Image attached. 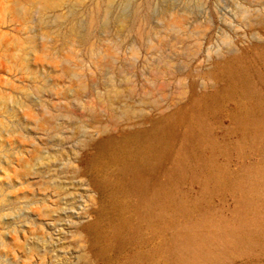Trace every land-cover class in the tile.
Returning a JSON list of instances; mask_svg holds the SVG:
<instances>
[{
    "label": "rangeland",
    "instance_id": "rangeland-1",
    "mask_svg": "<svg viewBox=\"0 0 264 264\" xmlns=\"http://www.w3.org/2000/svg\"><path fill=\"white\" fill-rule=\"evenodd\" d=\"M61 10L92 23L86 49H34L31 73L0 53L17 88L0 105V264H264V0Z\"/></svg>",
    "mask_w": 264,
    "mask_h": 264
},
{
    "label": "bare ground",
    "instance_id": "bare-ground-1",
    "mask_svg": "<svg viewBox=\"0 0 264 264\" xmlns=\"http://www.w3.org/2000/svg\"><path fill=\"white\" fill-rule=\"evenodd\" d=\"M71 0H0V17L8 16L13 20H16V30L14 29V32L16 33V40H10V34L8 32L2 31V25L3 22L0 21V53L3 54H10L11 49H18L23 57L19 58V69L21 71H25L27 73H31V71H36L35 64L32 63L31 60H29L28 55L30 52L34 49H39L43 51V49H68V48H75V49H86L88 43V37L89 32L92 30V23L85 22L84 24H78L77 22L74 23L72 18H67V15H65L64 18H62L59 14L61 9L70 3ZM78 2V1H77ZM95 7L100 6V3L95 2ZM67 9V7H66ZM70 9V8H69ZM93 10V9H92ZM105 12H107V9H105ZM175 12V11H174ZM59 13V14H57ZM170 13V12H169ZM69 14V13H68ZM106 14V13H105ZM37 15V17H35ZM48 15H52L50 18ZM70 16V15H69ZM182 16V15H181ZM49 20H45L47 18ZM172 17V16H171ZM7 18V17H6ZM126 22L132 21L131 18H124ZM182 19V18H181ZM170 20V19H169ZM121 21V20H120ZM130 25V24H129ZM169 27H176L177 24L173 21H170L167 23ZM170 28V29H171ZM168 29V28H167ZM173 29V28H172ZM138 30V29H137ZM139 32V31H138ZM48 35H53L55 37L53 43L49 45V48L46 46V43H49L47 40ZM13 38V37H12ZM143 39V38H142ZM108 40V39H107ZM109 41V40H108ZM157 41V40H156ZM160 41V40H159ZM92 43V42H91ZM101 45V44H100ZM105 46V45H104ZM103 46V47H104ZM108 46V45H107ZM109 47V46H108ZM105 48V47H104ZM88 49H96L93 44H90L88 46ZM111 50V48H109ZM17 50V51H18ZM45 50V51H46ZM108 51V50H107ZM228 51V50H227ZM90 52V51H89ZM96 53V51H94ZM106 52V51H105ZM222 53V51H220ZM224 52V51H223ZM229 52V51H228ZM33 53H36L35 51ZM56 53V52H55ZM93 53V52H92ZM108 53V52H107ZM112 54V52H111ZM223 54V53H222ZM94 55V54H93ZM134 55V54H132ZM131 55V56H132ZM219 55V54H218ZM58 57V56H57ZM94 57V56H93ZM96 57V56H95ZM100 57V56H99ZM113 57V56H112ZM1 58V57H0ZM37 58V57H36ZM109 58H111L109 56ZM114 58V57H113ZM221 58V57H220ZM224 57H222L223 59ZM58 59V58H57ZM107 59V58H106ZM16 60V59H15ZM14 60V61H15ZM35 60V59H34ZM96 60V59H95ZM110 60V59H109ZM221 60V59H220ZM31 61V62H30ZM65 63L67 60H64ZM225 61V60H224ZM10 62V61H9ZM43 62V61H42ZM7 63V62H6ZM35 63V62H34ZM49 63V62H48ZM54 63V62H53ZM91 63V62H89ZM88 63V64H89ZM8 64V63H7ZM211 64V63H210ZM218 64V63H217ZM223 64V62H222ZM235 64L236 61L226 62L225 65H223L222 70H227L230 65ZM6 65V64H5ZM1 66V65H0ZM95 68L96 65L94 64ZM234 66V65H233ZM88 67V66H87ZM94 68V67H93ZM211 68V67H210ZM215 68V67H214ZM230 69V68H229ZM234 68H231V70ZM237 69V68H236ZM94 70V69H92ZM95 71V70H94ZM151 71V70H150ZM230 71V70H229ZM233 71V70H232ZM235 71V70H234ZM51 72V71H50ZM165 72V71H164ZM231 72V71H230ZM39 73V72H38ZM227 73V72H226ZM232 73V72H231ZM36 74V73H35ZM38 75V74H37ZM216 75V74H215ZM215 75L212 73H207L206 78L209 81H212V79L215 78ZM41 76V75H40ZM151 76V75H150ZM29 77V76H28ZM39 77V76H38ZM74 77V76H73ZM34 78V76H33ZM152 79V78H151ZM160 79V78H159ZM158 79V80H159ZM9 80V79H8ZM88 80V78H87ZM90 80V79H89ZM157 80V81H158ZM153 81V80H152ZM10 81H4L2 78H0V105H3L6 101L5 100V93L4 90H10L11 92H14L15 89L14 85L9 83ZM147 82V81H146ZM94 84V80L93 83ZM206 84V82H203V85ZM215 84V83H214ZM148 85V84H147ZM206 86V85H205ZM208 86V85H207ZM206 86V87H207ZM210 86H214L213 84ZM95 87V86H94ZM120 88V87H119ZM147 88V87H146ZM149 88V87H148ZM210 88V87H209ZM217 88V85H216ZM20 89V88H19ZM22 89V88H21ZM151 87L148 89L150 90ZM184 89V88H183ZM178 89V94L181 96V99L183 98L182 95L185 93L184 90ZM190 89V88H189ZM207 89V88H206ZM212 89V88H211ZM215 89V87H214ZM114 90V89H113ZM161 88H158V91H160ZM188 90V89H187ZM115 91V90H114ZM155 91V90H154ZM108 92V91H107ZM112 92V91H111ZM152 92V89H151ZM161 92V91H160ZM187 92V91H186ZM190 92V91H189ZM188 92V93H189ZM19 93V92H18ZM37 93V92H36ZM136 93V92H135ZM147 93V91H146ZM153 93V92H152ZM151 93V94H152ZM158 93V92H156ZM187 93V96L189 95ZM4 95V97L2 95ZM164 93H161V96ZM192 94V93H191ZM21 95V94H20ZM160 95V94H159ZM175 95V94H174ZM177 95V94H176ZM172 96V94H171ZM186 96V97H187ZM173 97V96H172ZM184 97V98H186ZM208 96H206L207 98ZM97 98V97H96ZM176 99V97H174ZM99 99V98H98ZM209 99V98H207ZM106 100V99H105ZM179 100V99H178ZM19 101V100H18ZM98 101V100H97ZM177 101V100H175ZM208 101V100H207ZM89 102V101H88ZM106 102V101H105ZM203 102V100H200L198 103L200 104ZM20 103V102H19ZM174 103V102H173ZM197 103V104H198ZM88 104V103H87ZM90 104V103H89ZM109 105V104H108ZM173 104H171L172 106ZM22 106H25L22 102ZM100 108H104L105 104L102 102L99 103ZM197 106V105H196ZM4 107V105L2 106ZM21 107V106H20ZM30 107H32L30 105ZM13 108L16 109V104L13 106ZM2 109V108H1ZM0 109V110H1ZM17 110V109H16ZM195 111V107L192 108H179L174 113L167 116L166 120L161 121L158 123L154 130V135L157 137V135H163L167 137L173 136V129L182 124L183 122H186L192 114ZM125 114V112H124ZM128 114V113H126ZM122 115V116H126ZM132 115V114H131ZM129 116V114H128ZM119 121V120H118ZM160 124V125H159ZM95 125V124H94ZM189 138V137H188ZM159 140V139H158ZM157 140V141H158ZM162 140V139H161ZM160 140V141H161ZM152 143V142H151ZM166 143V142H165ZM149 144V143H148ZM104 145V144H103ZM163 145V144H162ZM161 145V146H162ZM165 145V144H164ZM159 148V146H157ZM115 150V149H114ZM11 166L10 164H7ZM13 166V165H12ZM12 168V167H11ZM144 180V179H142Z\"/></svg>",
    "mask_w": 264,
    "mask_h": 264
}]
</instances>
